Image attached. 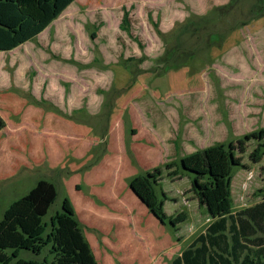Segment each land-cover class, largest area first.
I'll return each instance as SVG.
<instances>
[{
  "label": "rangeland",
  "instance_id": "374dc122",
  "mask_svg": "<svg viewBox=\"0 0 264 264\" xmlns=\"http://www.w3.org/2000/svg\"><path fill=\"white\" fill-rule=\"evenodd\" d=\"M229 162L233 212L264 200V0H74L0 52V212L52 182L44 235L67 197L98 264H173Z\"/></svg>",
  "mask_w": 264,
  "mask_h": 264
},
{
  "label": "trees",
  "instance_id": "16d2710c",
  "mask_svg": "<svg viewBox=\"0 0 264 264\" xmlns=\"http://www.w3.org/2000/svg\"><path fill=\"white\" fill-rule=\"evenodd\" d=\"M73 1L0 0V52L10 51L38 35ZM231 170L229 162L225 174L210 177L208 187L201 192L192 180L199 202L205 204L214 220L173 264H206V260H212V264H234L244 245L256 248L257 261L264 264V200L233 212ZM56 196L55 185L39 179L0 212V264H98L67 197L63 198L61 210L51 216L50 229L44 235L47 224L43 218ZM46 246L53 255L49 263L46 258L19 256L22 249L38 255ZM210 249H216L213 252L218 261ZM255 262L245 253L239 264Z\"/></svg>",
  "mask_w": 264,
  "mask_h": 264
},
{
  "label": "crops",
  "instance_id": "0c3cea01",
  "mask_svg": "<svg viewBox=\"0 0 264 264\" xmlns=\"http://www.w3.org/2000/svg\"><path fill=\"white\" fill-rule=\"evenodd\" d=\"M67 8H68V7H67ZM67 8H66V9H67ZM66 9H64V10H66ZM64 10H63V11H64ZM63 11H62V12H63ZM62 12H61V13H62ZM61 13H60V14H61ZM60 14H59V15H60ZM59 15H58V16H59ZM58 16H57V17H58ZM57 17H56V18H57ZM56 18H55V19H56ZM55 19H54V20H55ZM40 33H41V32H40ZM36 36H37V35H36ZM24 43H25V42H24ZM17 47H18V46H17ZM17 47H16V48H17ZM14 49H15V48H14Z\"/></svg>",
  "mask_w": 264,
  "mask_h": 264
}]
</instances>
